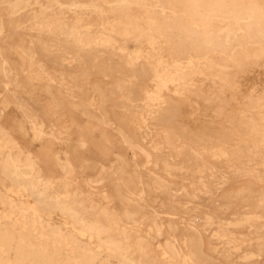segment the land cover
I'll list each match as a JSON object with an SVG mask.
<instances>
[{"label": "bare ground", "instance_id": "bare-ground-1", "mask_svg": "<svg viewBox=\"0 0 264 264\" xmlns=\"http://www.w3.org/2000/svg\"><path fill=\"white\" fill-rule=\"evenodd\" d=\"M0 6V264L264 262V0Z\"/></svg>", "mask_w": 264, "mask_h": 264}, {"label": "rangeland", "instance_id": "rangeland-1", "mask_svg": "<svg viewBox=\"0 0 264 264\" xmlns=\"http://www.w3.org/2000/svg\"><path fill=\"white\" fill-rule=\"evenodd\" d=\"M0 13L1 14H5V12L1 9V6H0ZM5 22L7 23L8 21L7 20H5ZM2 46L4 47V48H8V45L7 44H2ZM11 58L14 60V61H16L17 60V57H16V55H14V54H12L11 55ZM246 74V73H245ZM240 79V80H239ZM238 80L239 81H237V86H238V95H240V97L238 96V101L240 100V99H242L241 98V96H243L245 93H247L246 91H248V93H249V90L251 91V90H253L254 88L255 89H259L260 88V86L263 84V82H264V66H261V67H259V68H257L255 71H253V72H247V75L246 76H244V74L243 75H241V76H239V78H238ZM241 83V84H240ZM241 87H240V86ZM250 86H251V89H250ZM256 86V87H255ZM257 86H259V87H257ZM244 89H243V88ZM248 87H249V89H248ZM252 87H254V88H252ZM247 89V90H246ZM242 91L243 92H245L244 94L242 93ZM241 93V94H240ZM240 98V99H239ZM235 101V102H233V107H236L237 105H238V103L239 102H241V101ZM34 109H36V106H34L33 107ZM14 114H15V116L18 118V119H20V120H22V115H21V113L19 112V111H12ZM84 120L83 118H80V120ZM24 126L26 127V130H27V128H28V126H27V124H25L24 123ZM46 126H48V124H46ZM28 131V130H27ZM98 133H96L95 134V137H96V139L98 138ZM154 138L155 139H157L158 138V136H154ZM28 140H29V138H28ZM30 141V140H29ZM72 144H73V142H71ZM32 146H36V144L35 143H32ZM56 148H57V146H56ZM84 154V157H86L87 159H89L90 161H92V162H97L98 160H101L102 159V157H101V154L98 152V151H96V150H94V149H89V150H86V151H84L83 152ZM127 157L128 158H130V155H128L127 154ZM110 159L112 160V155H111V157H110ZM103 161L105 162V163H107L109 160H104L103 159ZM93 172H91V174H92ZM108 180L110 181V183H108ZM115 182H117V180L114 178V176L113 175H111L110 173H107L106 174V183H105V188L109 191V192H112L111 191V189H112V184L113 183H115ZM178 183V182H177ZM246 183V180L244 179V178H235V179H233L232 180V183H231V185H230V188H235V187H237V186H239V185H241V184H245ZM259 187H254V190H253V193H252V195H254L253 197H251L250 199H252L254 202H256V200H257V196H258V194H259V192L261 191V190H263L264 189V184H259L258 185ZM229 188V189H230ZM104 189V188H103ZM156 195L154 194V196H150V199H152V200H154V201H157V202H159L160 200L161 201H164L165 202V199L163 200V195L161 194H159V195H157V197H155ZM243 197V199H247L248 197L247 196H245V195H243L242 196ZM155 198V199H154ZM164 198H167V196L165 195L164 196ZM204 201H205V203H208V200H206V198H204ZM199 202V201H198ZM200 202H202L201 200H200ZM203 203V202H202ZM109 206L110 207H112V209H114V210H118L119 208H120V205H119V202H117V201H115V202H112V203H110L109 204ZM163 216V215H162ZM263 260H261L258 264H264V262H262Z\"/></svg>", "mask_w": 264, "mask_h": 264}]
</instances>
